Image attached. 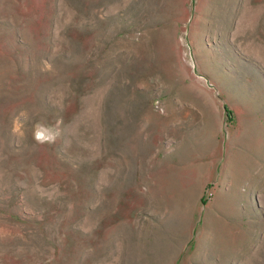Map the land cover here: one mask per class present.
I'll use <instances>...</instances> for the list:
<instances>
[{"label":"rangeland","instance_id":"obj_1","mask_svg":"<svg viewBox=\"0 0 264 264\" xmlns=\"http://www.w3.org/2000/svg\"><path fill=\"white\" fill-rule=\"evenodd\" d=\"M0 264H264V0H0Z\"/></svg>","mask_w":264,"mask_h":264},{"label":"clouds","instance_id":"obj_2","mask_svg":"<svg viewBox=\"0 0 264 264\" xmlns=\"http://www.w3.org/2000/svg\"><path fill=\"white\" fill-rule=\"evenodd\" d=\"M46 67H48L46 65ZM44 70V69H42ZM31 120L27 109L20 110L12 119L10 134L18 140L26 138V125ZM61 121L57 119L55 123H48L44 119L35 121L32 124L31 133L33 140L40 145L54 144L61 135Z\"/></svg>","mask_w":264,"mask_h":264},{"label":"built area","instance_id":"obj_3","mask_svg":"<svg viewBox=\"0 0 264 264\" xmlns=\"http://www.w3.org/2000/svg\"><path fill=\"white\" fill-rule=\"evenodd\" d=\"M210 194V193H209Z\"/></svg>","mask_w":264,"mask_h":264}]
</instances>
